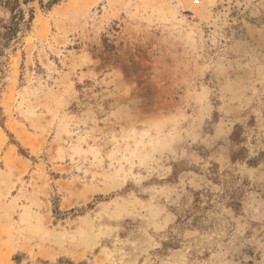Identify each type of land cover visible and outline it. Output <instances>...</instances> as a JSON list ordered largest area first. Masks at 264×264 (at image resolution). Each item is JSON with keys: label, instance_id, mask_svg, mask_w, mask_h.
Returning <instances> with one entry per match:
<instances>
[{"label": "rangeland", "instance_id": "1", "mask_svg": "<svg viewBox=\"0 0 264 264\" xmlns=\"http://www.w3.org/2000/svg\"><path fill=\"white\" fill-rule=\"evenodd\" d=\"M5 1L0 0V264H88L70 254L51 230L71 223L82 211V190L92 179L83 159L92 141L84 136V126L78 127L88 103L95 104L97 93L114 88L130 91L149 112H167L185 102L184 93L173 85L189 69L181 56L158 47L156 40L160 33L155 25L162 23L156 6L171 3L180 5L189 22L216 21L222 35L246 43L258 65L252 77L258 79L264 73V4L61 0L46 9L48 0L42 5L17 0L24 20L11 36L5 28L17 11L12 13ZM206 16L211 20L204 21ZM213 105L204 134L215 135L221 121L236 118L220 110L221 100ZM188 111L194 113L195 106ZM250 129L259 134L254 116L246 125L234 124L212 149L232 165L221 170L213 164L210 179L224 188L221 199L227 198V206L237 213L250 183L240 168L264 166V148H249ZM259 142L264 144V135ZM251 144L257 145L256 135ZM210 154L202 150L205 157ZM244 255L253 253L246 249ZM244 255L236 258L240 264H253Z\"/></svg>", "mask_w": 264, "mask_h": 264}, {"label": "clouds", "instance_id": "2", "mask_svg": "<svg viewBox=\"0 0 264 264\" xmlns=\"http://www.w3.org/2000/svg\"><path fill=\"white\" fill-rule=\"evenodd\" d=\"M156 8L162 13L155 25L158 47L181 56L189 69L173 85L185 102L149 112L130 91L97 93L78 125L92 141L83 156L92 179L82 190V211L51 230L88 264H240L236 258L246 249L253 255L245 261L264 264V166L240 168L250 183L238 213L210 179L213 164L232 167L212 149L234 124L254 116L259 134L249 130V148H264V73L252 77L258 65L251 48L222 35L216 21L189 22L175 3ZM215 99L236 118L221 121L215 135L204 134Z\"/></svg>", "mask_w": 264, "mask_h": 264}, {"label": "trees", "instance_id": "3", "mask_svg": "<svg viewBox=\"0 0 264 264\" xmlns=\"http://www.w3.org/2000/svg\"><path fill=\"white\" fill-rule=\"evenodd\" d=\"M37 1L39 3H41L42 5V0H22V3L24 5ZM13 2V4H12ZM61 2V0H48L47 3L44 5V8H52L53 6L58 5ZM5 7L9 8L12 13L13 11H17V14H15L14 16H12L11 18V25L7 28H5V30H7V32L9 34H11V36L15 35L18 32V26L21 23V21H23V14H22V10L19 9V5L17 0H6L5 3L3 4ZM31 19V18H30Z\"/></svg>", "mask_w": 264, "mask_h": 264}]
</instances>
